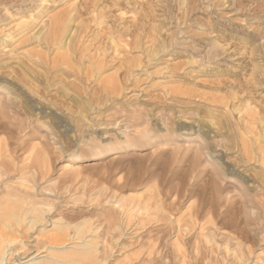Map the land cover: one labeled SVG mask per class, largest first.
I'll use <instances>...</instances> for the list:
<instances>
[{
  "label": "rangeland",
  "instance_id": "1",
  "mask_svg": "<svg viewBox=\"0 0 264 264\" xmlns=\"http://www.w3.org/2000/svg\"><path fill=\"white\" fill-rule=\"evenodd\" d=\"M0 105V264H264V0H0Z\"/></svg>",
  "mask_w": 264,
  "mask_h": 264
},
{
  "label": "bare ground",
  "instance_id": "2",
  "mask_svg": "<svg viewBox=\"0 0 264 264\" xmlns=\"http://www.w3.org/2000/svg\"><path fill=\"white\" fill-rule=\"evenodd\" d=\"M60 20H55L54 21V23H53V27L51 28V30H49L48 32H46V33H44V34H38L37 36H36V39L40 42V41H42V42H44L43 44H47V45H49V44H51V43H57L59 46L61 45V43H60V40H61V37H62V35L64 34V31H65V22L63 21V22H59ZM58 27V28H57ZM14 32V31H13ZM54 45V44H53ZM56 45V44H55ZM60 47H62V46H60ZM40 58H38V60H39ZM65 59V58H64ZM63 58H61V60H60V62L58 61V60H54V62H51V66H49V68H47V71H48V73H50L52 70H54V68H55V71H57V72H59V71H63L64 70V68H58V66H56V64H58V63H65L63 60H64ZM26 64V63H25ZM32 65V64H31ZM34 65V64H33ZM35 65H37L36 63H35ZM46 65V64H45ZM27 66V65H26ZM22 67V66H21ZM67 67V66H66ZM53 72V71H52ZM47 73V72H46ZM75 73V72H74ZM77 73V72H76ZM54 74V73H53ZM73 74V73H72ZM46 75V74H45ZM75 75V74H74ZM35 76V75H34ZM37 76V75H36ZM35 76V77H36ZM90 76V75H89ZM39 77V76H38ZM46 77H48V76H46ZM51 77V76H50ZM55 77V76H54ZM39 79H41V76H40V78ZM86 80H88L87 79V77L85 78V81ZM38 81V80H37ZM43 81V80H42ZM112 80L111 79H106V80H104L103 82H111ZM45 82H47V80L45 81ZM108 87V86H107ZM104 89H107V88H105L104 87ZM21 100V99H20ZM2 103V102H1ZM10 103V102H9ZM23 103V102H22ZM1 106V105H0ZM26 106V105H25ZM2 108V107H1ZM26 108V107H25ZM31 108V107H30ZM54 122V121H53ZM53 124V123H52ZM34 129V128H33ZM66 166V165H65ZM68 166V165H67ZM93 166V165H92ZM192 217V216H191ZM195 218V217H194ZM10 219V218H9ZM82 231V230H81ZM179 232V231H178ZM177 234H179V233H177ZM191 236V235H190ZM186 237V236H185ZM184 237V238H185ZM180 240V239H179ZM0 248H2V247H0ZM180 251V250H179ZM3 252V248L0 250V253H2ZM83 255V254H82ZM68 256V255H67ZM66 256V257H67ZM181 256V255H180ZM79 257V256H78ZM70 259V258H69ZM75 260V259H74ZM68 262V261H67ZM79 262V261H78ZM75 264V263H74Z\"/></svg>",
  "mask_w": 264,
  "mask_h": 264
}]
</instances>
